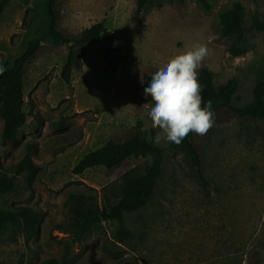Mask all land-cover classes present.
I'll return each instance as SVG.
<instances>
[{
    "label": "rangeland",
    "instance_id": "1",
    "mask_svg": "<svg viewBox=\"0 0 264 264\" xmlns=\"http://www.w3.org/2000/svg\"><path fill=\"white\" fill-rule=\"evenodd\" d=\"M244 7V53L234 56L233 39L222 36V16ZM40 0H12L0 19V67L9 69L24 51L41 20ZM58 28L80 35L105 22L101 44L88 48L82 69L71 82L62 77L70 44L48 38L26 68L25 125L14 141L2 138L0 175L15 177L12 193L0 196V208L29 206L40 212L32 236L18 226L0 231V264H264V120L238 118L222 110L206 135L193 140L203 161L204 181L173 143L155 142L145 97V79L171 58L197 44L210 54L198 70L213 73L216 86L238 81L233 104H254L264 78V0H185L165 2L138 16L137 0H58ZM143 77V81L141 80ZM138 133L163 150V174L151 201L108 220L75 241L66 206L70 194L94 195L113 204L124 176H142L158 161L140 153L116 170L95 168L75 175V166L108 141ZM34 148L40 167L31 185L20 163ZM131 237L121 240L119 230Z\"/></svg>",
    "mask_w": 264,
    "mask_h": 264
},
{
    "label": "trees",
    "instance_id": "2",
    "mask_svg": "<svg viewBox=\"0 0 264 264\" xmlns=\"http://www.w3.org/2000/svg\"><path fill=\"white\" fill-rule=\"evenodd\" d=\"M12 0H0V19L5 9ZM185 0H137L136 14L142 15L152 8H160L165 2L184 3ZM41 10H44V18L41 20L33 36L27 41L22 54L15 59L12 66L0 74V116L4 121L2 138L14 141L18 131L25 125L24 114V77L26 68L35 59L41 50V44L48 38L60 39L68 44L69 52L62 70L65 82L70 83L75 70L82 69V60L88 48L101 44L104 35L107 34L105 22L94 24L84 30L80 35L66 34L58 28L60 13L58 0H40ZM222 36L234 40L229 51L234 56L244 53L240 47L245 39L244 7L237 4L235 9L224 16L221 21ZM253 27L264 30V22L256 17ZM199 83L202 86V107L211 101L212 110L215 113V123L222 110L233 117L262 119L264 120V78H261L254 90V104L239 108L233 104V98L238 90V81L229 80L226 84L216 86L213 73L203 68L198 73ZM151 76L145 79L148 87ZM214 123V124H215ZM194 133L182 140L179 145L173 143L172 147L178 155H182L196 170L199 179L204 181L203 158L193 140ZM33 146H28V152L20 163L19 173L28 172V183L31 185L40 167L32 159ZM140 153H152L158 156V161L147 168L146 173L137 176L133 171L124 176V185L121 196L116 203H99L94 195L70 194L66 206L71 217V235L75 241L81 240L94 226L108 220L122 222L124 214L134 212L145 207L152 199L156 186L163 174V150L147 143L138 133L131 134L124 141H108L103 147L87 154L74 168L75 175H83L86 171L95 168H105L109 171L116 170L133 156ZM16 178L0 175V196L12 193L15 189ZM40 212L29 206H21L15 210L0 208V231L10 226L22 227L32 236L37 228V220ZM121 240L131 237L130 232L122 229L118 232ZM41 264H62L55 258H47ZM99 264V263H94Z\"/></svg>",
    "mask_w": 264,
    "mask_h": 264
},
{
    "label": "clouds",
    "instance_id": "3",
    "mask_svg": "<svg viewBox=\"0 0 264 264\" xmlns=\"http://www.w3.org/2000/svg\"><path fill=\"white\" fill-rule=\"evenodd\" d=\"M209 54L206 44H197L151 75L149 86L144 89L151 102L143 107L148 109L152 127L158 129L156 143L179 145L189 133L203 136L214 126L211 101L202 107V86L198 79V70ZM3 71L0 67V74Z\"/></svg>",
    "mask_w": 264,
    "mask_h": 264
}]
</instances>
